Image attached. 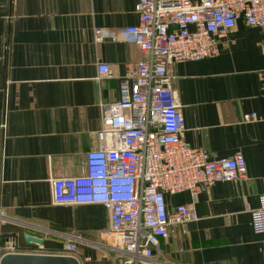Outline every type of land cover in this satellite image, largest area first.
Segmentation results:
<instances>
[{
  "label": "crops",
  "instance_id": "1",
  "mask_svg": "<svg viewBox=\"0 0 264 264\" xmlns=\"http://www.w3.org/2000/svg\"><path fill=\"white\" fill-rule=\"evenodd\" d=\"M138 0H0V256L17 251L67 254L80 264H111L101 204L56 205L53 178L84 172L86 154L102 146L101 103L120 100L121 78L145 57L122 28L136 24ZM215 54L169 67L181 100L186 141L211 158L245 156L237 181L167 194V207L193 204L197 218L174 224L155 250L161 264H264V233L251 210L264 197V43L239 19L217 39ZM112 75L98 78V63ZM43 239L28 244L24 234Z\"/></svg>",
  "mask_w": 264,
  "mask_h": 264
},
{
  "label": "built area",
  "instance_id": "2",
  "mask_svg": "<svg viewBox=\"0 0 264 264\" xmlns=\"http://www.w3.org/2000/svg\"><path fill=\"white\" fill-rule=\"evenodd\" d=\"M136 11V24L121 31L145 57L121 78L120 100L100 104L102 146L87 152L83 173L51 180L54 204L108 209L104 236L111 264H161L155 255L160 238L169 237L172 225L197 218L193 204L169 210L166 195L190 191L196 200L203 187L247 174L243 153L213 159L204 146L186 141L169 67L215 54L217 39L239 19L258 27L264 43V0H138ZM112 72L111 64L98 63L99 79ZM243 121H264V113H244ZM250 213L253 231L264 233V197ZM3 243L0 258L19 252L14 239Z\"/></svg>",
  "mask_w": 264,
  "mask_h": 264
},
{
  "label": "water",
  "instance_id": "3",
  "mask_svg": "<svg viewBox=\"0 0 264 264\" xmlns=\"http://www.w3.org/2000/svg\"><path fill=\"white\" fill-rule=\"evenodd\" d=\"M24 240L30 244H43V239L32 235L24 234ZM0 264H80L79 261L67 254H37L14 252L0 258Z\"/></svg>",
  "mask_w": 264,
  "mask_h": 264
}]
</instances>
